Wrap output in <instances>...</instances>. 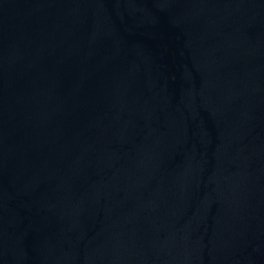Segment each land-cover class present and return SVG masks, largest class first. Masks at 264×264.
<instances>
[{"label": "water", "instance_id": "water-1", "mask_svg": "<svg viewBox=\"0 0 264 264\" xmlns=\"http://www.w3.org/2000/svg\"><path fill=\"white\" fill-rule=\"evenodd\" d=\"M0 264H264V0H0Z\"/></svg>", "mask_w": 264, "mask_h": 264}]
</instances>
